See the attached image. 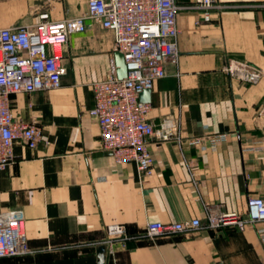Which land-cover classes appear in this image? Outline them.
I'll list each match as a JSON object with an SVG mask.
<instances>
[{
  "label": "crops",
  "instance_id": "obj_1",
  "mask_svg": "<svg viewBox=\"0 0 264 264\" xmlns=\"http://www.w3.org/2000/svg\"><path fill=\"white\" fill-rule=\"evenodd\" d=\"M177 59L150 90L147 120H175L184 140H149L153 173L142 179L133 163L118 165L99 144L90 85L114 60L113 34L87 22L62 50L61 86L11 97L15 120L36 122L35 149L13 144L14 162L0 170V213L19 211L29 252L0 264H264L257 228L233 227L150 240V222L197 219L207 210L246 215L249 197H264V0H218L208 22L193 0H175ZM87 0H0V28L76 18ZM230 59L262 72L253 85L229 78ZM224 135L216 147L189 138ZM120 225L125 239L109 240ZM264 227V226H261Z\"/></svg>",
  "mask_w": 264,
  "mask_h": 264
},
{
  "label": "built area",
  "instance_id": "obj_2",
  "mask_svg": "<svg viewBox=\"0 0 264 264\" xmlns=\"http://www.w3.org/2000/svg\"><path fill=\"white\" fill-rule=\"evenodd\" d=\"M218 0H193L208 22L210 10ZM175 0H87L85 12L71 19L51 21L40 14L30 26L0 28V170L14 162L13 144L22 142L35 149L42 142V128L36 122L15 120L11 97L18 94L56 90L61 86L62 50L72 34L87 29V22L98 24L113 34V53L119 52L126 65L127 76L119 80L112 59L105 77L90 85L93 106L89 115L97 121L99 144L110 153L116 164L133 163L144 180L153 173L149 140L157 143H181L179 124L165 119L157 124L147 120L151 107L140 102L139 95L151 90L165 76L167 63L177 59ZM229 78L247 85L262 77L258 68L234 59L222 70ZM225 139L224 135L189 138L192 146L207 144L210 148ZM264 197L246 200V215L206 212L205 224L197 219L163 224L150 222L144 236L150 240L192 232L203 227L220 230L233 227L244 231L257 228L264 242ZM109 240L125 239L120 225L106 228ZM29 252L24 231V218L19 211L0 213V259L22 256Z\"/></svg>",
  "mask_w": 264,
  "mask_h": 264
},
{
  "label": "water",
  "instance_id": "obj_3",
  "mask_svg": "<svg viewBox=\"0 0 264 264\" xmlns=\"http://www.w3.org/2000/svg\"><path fill=\"white\" fill-rule=\"evenodd\" d=\"M114 65L116 67V75L119 80L126 78L127 71L126 65L123 60V56L121 53H114ZM150 90H145L139 95L140 102L149 103L150 99ZM104 247H100L97 250L98 264L104 263Z\"/></svg>",
  "mask_w": 264,
  "mask_h": 264
}]
</instances>
